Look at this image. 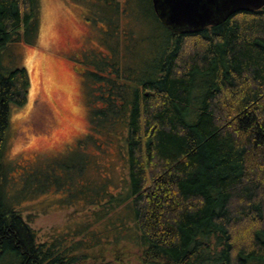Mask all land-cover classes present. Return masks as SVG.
<instances>
[{
	"label": "trees",
	"instance_id": "16d2710c",
	"mask_svg": "<svg viewBox=\"0 0 264 264\" xmlns=\"http://www.w3.org/2000/svg\"><path fill=\"white\" fill-rule=\"evenodd\" d=\"M74 1L107 49L83 77L80 158L62 164L84 216L48 240L6 198L10 106L27 102L30 81L0 62V264H264V6L185 32L152 0ZM39 4L0 0V56L36 42ZM89 144L116 148L117 183L93 175Z\"/></svg>",
	"mask_w": 264,
	"mask_h": 264
},
{
	"label": "rangeland",
	"instance_id": "374dc122",
	"mask_svg": "<svg viewBox=\"0 0 264 264\" xmlns=\"http://www.w3.org/2000/svg\"><path fill=\"white\" fill-rule=\"evenodd\" d=\"M85 12L84 6L74 0H40L36 42L28 45L22 40L12 41L0 56L1 64L7 68L24 67L30 81L27 102L10 106L2 157L5 196L12 205L23 210V214H30L37 235L48 240L57 232L74 228L84 216L80 204L71 202L72 191L64 186L68 174L62 164L70 160L75 164L80 158L77 147L89 131L83 77L93 68L91 58L107 51L100 42L102 24L91 23ZM38 49L43 52H37ZM50 56H61L69 64L66 79L62 80L63 77L55 73ZM34 66L38 69L36 96H33ZM23 113L24 117L18 120ZM55 124L61 125L53 135ZM30 138H34L33 153L25 157L22 152ZM85 150L99 160L94 168L96 173L93 174V169L90 172L93 175L112 173L117 183L123 172L121 162L115 161L116 148L111 146L105 154H99L96 146L89 144ZM85 169L82 175L75 172L73 179H83ZM23 183L30 189H20ZM98 262L117 264L114 260ZM134 263L131 260V264Z\"/></svg>",
	"mask_w": 264,
	"mask_h": 264
},
{
	"label": "water",
	"instance_id": "95a60500",
	"mask_svg": "<svg viewBox=\"0 0 264 264\" xmlns=\"http://www.w3.org/2000/svg\"><path fill=\"white\" fill-rule=\"evenodd\" d=\"M159 18L176 31H197L240 10H256L264 0H152ZM180 22H183V27Z\"/></svg>",
	"mask_w": 264,
	"mask_h": 264
},
{
	"label": "bare ground",
	"instance_id": "6f19581e",
	"mask_svg": "<svg viewBox=\"0 0 264 264\" xmlns=\"http://www.w3.org/2000/svg\"><path fill=\"white\" fill-rule=\"evenodd\" d=\"M32 52L34 51H30L29 53L32 54ZM37 52H43L42 49H38ZM51 57V61L53 64V68L55 73L60 76L63 77L62 80L67 78V74L70 70V66L69 64L66 62V60H64L61 56H50ZM33 76H34V88H33V96H36V92H37V79H36V74L38 73V69L37 67H33ZM25 113L21 114L20 116H18V120H21L24 117ZM60 125L61 124H55V127L53 129V135L57 134V130L60 129ZM53 135L51 136V138H53ZM30 141H28V146L26 147V149L22 152V155L27 157L29 155H31L33 153L32 151V143L34 142V138H30Z\"/></svg>",
	"mask_w": 264,
	"mask_h": 264
},
{
	"label": "flooded vegetation",
	"instance_id": "af4514ba",
	"mask_svg": "<svg viewBox=\"0 0 264 264\" xmlns=\"http://www.w3.org/2000/svg\"><path fill=\"white\" fill-rule=\"evenodd\" d=\"M240 11H243V10H240ZM237 12H239V11H237ZM235 13H236V12H235ZM233 14H234V13H233ZM233 14H231V15H233ZM231 15H230V16H231ZM226 19H227V18H226ZM180 24H181L183 27H185V25H184L183 22H180ZM205 26H208V25H205ZM205 26H204V27H205ZM189 32H192V31H189Z\"/></svg>",
	"mask_w": 264,
	"mask_h": 264
}]
</instances>
